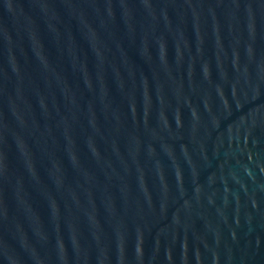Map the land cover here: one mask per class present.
Listing matches in <instances>:
<instances>
[{
  "label": "water",
  "instance_id": "95a60500",
  "mask_svg": "<svg viewBox=\"0 0 264 264\" xmlns=\"http://www.w3.org/2000/svg\"><path fill=\"white\" fill-rule=\"evenodd\" d=\"M0 264H264V0H0Z\"/></svg>",
  "mask_w": 264,
  "mask_h": 264
}]
</instances>
